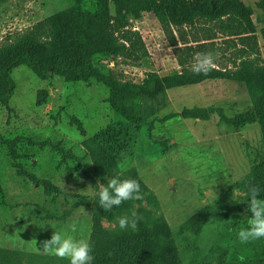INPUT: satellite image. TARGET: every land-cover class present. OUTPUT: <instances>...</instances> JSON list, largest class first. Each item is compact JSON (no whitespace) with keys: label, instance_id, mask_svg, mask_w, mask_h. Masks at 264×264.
I'll use <instances>...</instances> for the list:
<instances>
[{"label":"rangeland","instance_id":"374dc122","mask_svg":"<svg viewBox=\"0 0 264 264\" xmlns=\"http://www.w3.org/2000/svg\"><path fill=\"white\" fill-rule=\"evenodd\" d=\"M244 1L255 10V31L243 37L226 36V18L222 23L201 18L190 27L172 28L178 43L174 46L162 25L142 14L129 28L139 33L147 56L133 62L124 56L97 55L94 65L116 79L140 83L149 71H179L176 54L186 52L184 45L195 47V39L206 44L196 46L189 63L197 53L210 52L220 66L233 67L243 56L264 65L259 0ZM71 4L0 0V46ZM95 6L96 0H83L84 10ZM10 75L13 94L8 105L0 103V248L19 251L23 264H36L26 255L61 264V259L40 251L42 242L58 231L87 239L91 264H98L103 250L128 236L119 228L118 216L111 219L99 205L100 185L114 177H136L146 186L147 196L133 200L122 215L134 209L142 220L162 216L181 264L215 260V247L225 249L227 264H253L257 259L264 264V238L249 243L238 239L250 215L248 191L241 182L246 177L261 179L258 188L264 198V125L257 121L236 126L224 119L263 109L261 102L252 104L244 84L211 80L168 89L154 99H127L133 113L129 121L111 108L108 87L93 78H41L26 65L15 67ZM118 121L126 139L115 149L118 133L113 126ZM73 223L76 232L70 230Z\"/></svg>","mask_w":264,"mask_h":264},{"label":"trees","instance_id":"16d2710c","mask_svg":"<svg viewBox=\"0 0 264 264\" xmlns=\"http://www.w3.org/2000/svg\"><path fill=\"white\" fill-rule=\"evenodd\" d=\"M82 3L83 0H72L69 7L37 22L14 42L0 46L2 105H8L15 88L10 71L19 65H26L41 78L59 75L69 82L93 78L103 83L109 89L108 102L111 108L118 116L129 121L133 113L125 103L127 99H154L168 89L211 80H231L244 84L252 104L257 106L261 102L263 109L233 118L224 116V119L236 126L257 121L264 125V65L254 58L243 56L233 67L215 64L208 75H197L191 71L193 63H189L188 58L194 55L196 46L206 42L199 43L200 39H195V47L184 45L186 52L176 54L181 67L179 71L164 75L149 71L140 83L116 79L109 71L96 67L93 60L97 55L112 58L124 56L133 62L146 57L147 51L139 33L129 28L131 21L140 19L142 14L157 20L172 38V45L176 46L178 43H174L172 28L180 30L190 27L201 18L221 23L225 18L229 20V33L226 36L243 37L244 34L254 32L252 16L255 10L252 5L244 0H96L94 10H84ZM256 6L260 11L257 18L263 19L264 0H259ZM212 38L206 37L204 40ZM176 48L179 50L182 47ZM113 131L118 133L116 149L125 143L126 129L118 121ZM262 133L264 136V128ZM166 142L161 141L162 144ZM11 151V157L15 160L17 154L13 147ZM14 166L18 167L17 163ZM132 179L139 182L143 197L147 196V188L141 180L136 177ZM260 184L261 179L257 177H246L241 182L247 191V186L258 187ZM132 201H125L119 207L114 206L108 211L110 218L122 217V212L131 208ZM127 235L126 239L121 237L110 248L103 250L98 264H181L169 225L162 216L139 219L138 230L128 229ZM213 251L216 253L215 260L206 264H227L225 249L215 247ZM21 255L19 251L0 248V264H23ZM26 257L36 264H52L48 257ZM61 264L69 262L61 260ZM253 264H261V259L255 260Z\"/></svg>","mask_w":264,"mask_h":264},{"label":"clouds","instance_id":"9594fccd","mask_svg":"<svg viewBox=\"0 0 264 264\" xmlns=\"http://www.w3.org/2000/svg\"><path fill=\"white\" fill-rule=\"evenodd\" d=\"M215 68V57L212 53H197L191 71L197 75H208ZM249 197L247 202V226L242 227L238 232V239L241 243L264 238V198H260L258 187L247 186ZM99 205L104 211H111L113 207H119L123 202L129 200L143 199L140 184L132 178L120 179L118 177L107 180V184H101L97 193ZM140 217L133 209L130 215L117 218L121 230H138ZM71 232H76V224L70 225ZM40 250V249H39ZM43 254L55 256L61 260H68L69 264H91L94 257L91 254L92 248L87 239H77L72 235L54 231L50 239L42 242Z\"/></svg>","mask_w":264,"mask_h":264}]
</instances>
